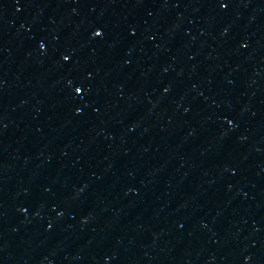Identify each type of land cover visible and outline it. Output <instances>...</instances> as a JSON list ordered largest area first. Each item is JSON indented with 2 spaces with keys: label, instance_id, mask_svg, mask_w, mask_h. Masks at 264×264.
Masks as SVG:
<instances>
[{
  "label": "water",
  "instance_id": "95a60500",
  "mask_svg": "<svg viewBox=\"0 0 264 264\" xmlns=\"http://www.w3.org/2000/svg\"><path fill=\"white\" fill-rule=\"evenodd\" d=\"M0 264H264V0H49L0 67Z\"/></svg>",
  "mask_w": 264,
  "mask_h": 264
}]
</instances>
